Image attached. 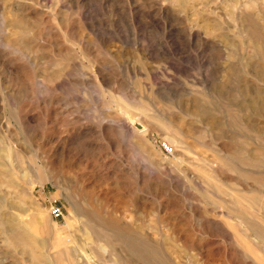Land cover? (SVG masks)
<instances>
[{
	"label": "rangeland",
	"instance_id": "374dc122",
	"mask_svg": "<svg viewBox=\"0 0 264 264\" xmlns=\"http://www.w3.org/2000/svg\"><path fill=\"white\" fill-rule=\"evenodd\" d=\"M0 264H264V0H0Z\"/></svg>",
	"mask_w": 264,
	"mask_h": 264
},
{
	"label": "built area",
	"instance_id": "2783aa9c",
	"mask_svg": "<svg viewBox=\"0 0 264 264\" xmlns=\"http://www.w3.org/2000/svg\"><path fill=\"white\" fill-rule=\"evenodd\" d=\"M161 149L164 151V152H170V150H171V147H170V145L167 143V142H163L162 144H161ZM50 213L52 214V215H54V216H56V215H58L59 214V209H58V207H51L50 208Z\"/></svg>",
	"mask_w": 264,
	"mask_h": 264
}]
</instances>
